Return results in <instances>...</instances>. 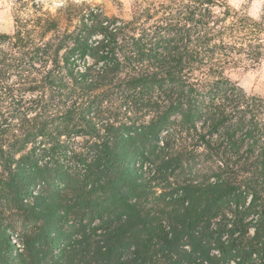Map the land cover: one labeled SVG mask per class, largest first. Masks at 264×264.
<instances>
[{"label":"clouds","instance_id":"1","mask_svg":"<svg viewBox=\"0 0 264 264\" xmlns=\"http://www.w3.org/2000/svg\"><path fill=\"white\" fill-rule=\"evenodd\" d=\"M0 264H264V0H0Z\"/></svg>","mask_w":264,"mask_h":264},{"label":"trees","instance_id":"2","mask_svg":"<svg viewBox=\"0 0 264 264\" xmlns=\"http://www.w3.org/2000/svg\"><path fill=\"white\" fill-rule=\"evenodd\" d=\"M9 239H11V237H9Z\"/></svg>","mask_w":264,"mask_h":264}]
</instances>
